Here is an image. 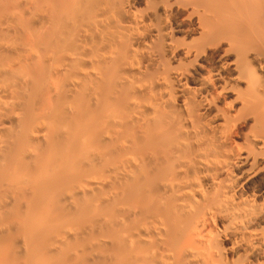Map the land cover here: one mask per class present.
<instances>
[{
  "label": "bare ground",
  "instance_id": "6f19581e",
  "mask_svg": "<svg viewBox=\"0 0 264 264\" xmlns=\"http://www.w3.org/2000/svg\"><path fill=\"white\" fill-rule=\"evenodd\" d=\"M0 264H264V0H0Z\"/></svg>",
  "mask_w": 264,
  "mask_h": 264
}]
</instances>
